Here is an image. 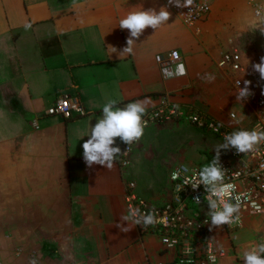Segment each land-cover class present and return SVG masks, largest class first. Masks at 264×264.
Returning <instances> with one entry per match:
<instances>
[{
	"label": "crops",
	"instance_id": "0c3cea01",
	"mask_svg": "<svg viewBox=\"0 0 264 264\" xmlns=\"http://www.w3.org/2000/svg\"><path fill=\"white\" fill-rule=\"evenodd\" d=\"M178 1L0 0V264H172L174 252L129 219L125 186L133 182L137 196L160 206L176 165L193 167L206 154L214 164L228 150L219 136L179 121L137 130L125 167L123 142L139 116L165 101L240 140L253 108L216 62L234 46L245 67H259L251 3L264 2L214 0L197 34L181 22ZM172 50L184 75L168 78L156 56ZM63 97L82 114L54 113ZM224 230L210 238L226 249ZM241 261L226 253L217 264Z\"/></svg>",
	"mask_w": 264,
	"mask_h": 264
},
{
	"label": "built area",
	"instance_id": "2783aa9c",
	"mask_svg": "<svg viewBox=\"0 0 264 264\" xmlns=\"http://www.w3.org/2000/svg\"><path fill=\"white\" fill-rule=\"evenodd\" d=\"M212 1L179 0L176 12L184 26L199 34ZM251 7L262 39L254 50L259 67H245L240 50L234 46L221 49L216 62L218 69L232 75L237 96L253 108L254 120L250 129H242L246 131L240 140L229 127L190 107L165 101L137 118L121 148L120 165L125 167L137 141V130L179 121L219 136L228 150V157L208 170L176 165L169 173L170 200L160 206L137 196L133 182L125 186L129 219L141 234L157 237L165 250L174 252L172 264H217L226 255V249L211 240L215 228L240 229L247 217H262L264 223V4L254 2ZM156 61L165 77L184 75L177 50L156 56ZM255 91L259 93L255 95ZM53 112L65 118L82 114L79 103L67 97L57 100ZM229 117L238 119L234 112Z\"/></svg>",
	"mask_w": 264,
	"mask_h": 264
},
{
	"label": "rangeland",
	"instance_id": "374dc122",
	"mask_svg": "<svg viewBox=\"0 0 264 264\" xmlns=\"http://www.w3.org/2000/svg\"><path fill=\"white\" fill-rule=\"evenodd\" d=\"M212 159L206 154L201 156V161H197L194 166L201 170L209 169L213 164L211 163ZM245 223L241 233L239 232L241 230L236 231V229L224 230L226 236L230 238L226 243V253L230 256L236 255L239 260H242L239 262L241 264H264V223L262 217H247Z\"/></svg>",
	"mask_w": 264,
	"mask_h": 264
}]
</instances>
